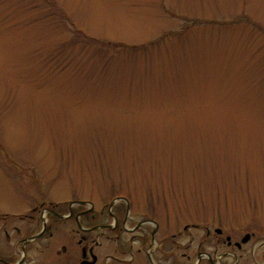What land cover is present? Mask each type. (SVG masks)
I'll list each match as a JSON object with an SVG mask.
<instances>
[{
    "label": "rangeland",
    "instance_id": "374dc122",
    "mask_svg": "<svg viewBox=\"0 0 264 264\" xmlns=\"http://www.w3.org/2000/svg\"><path fill=\"white\" fill-rule=\"evenodd\" d=\"M113 189L157 239L178 234L180 261L210 226L218 264H264V0H0V215ZM74 228L56 224L35 264H64ZM117 243L109 263L137 264Z\"/></svg>",
    "mask_w": 264,
    "mask_h": 264
},
{
    "label": "flooded vegetation",
    "instance_id": "af4514ba",
    "mask_svg": "<svg viewBox=\"0 0 264 264\" xmlns=\"http://www.w3.org/2000/svg\"><path fill=\"white\" fill-rule=\"evenodd\" d=\"M135 200L133 193L113 189L109 197L102 199L101 202H98L95 198L86 200L91 204L90 207L84 206L85 200L78 202L80 206L70 209L69 214H65L62 208H53L55 204L52 202L42 200L39 204L32 205L31 211L17 216L16 221L9 219L10 217L7 214L0 215V239L2 235L9 239L7 247L3 248L0 245V264H35L33 253L36 248L40 249V240L52 237L56 224L72 221L73 217L76 225L74 232L78 235L77 245L75 252H73L66 243L64 244L62 254L65 256H63L64 259L61 257L63 261L67 262H64V264H111L108 260L110 259V253H104L108 250L106 247L108 242H114L115 240L118 242L116 245L119 251L138 255V259L134 258L137 264L140 263L139 259H141L142 254L150 256L151 264L219 263V260L215 259L213 254L206 250L207 243H210V238L213 236L210 226L206 227V235L197 246V260L195 262L191 261L192 254L188 252L194 251L195 238L192 237L185 246L188 251L183 253V257L186 259L180 261L177 252L179 245L175 238L178 234L175 233L163 239H157V232L160 228L159 223L152 218L154 215L152 216L150 213L136 212L139 210H136ZM43 208L48 210L47 218L49 217L50 220H46V217L43 216H36L35 212L42 211ZM51 215H54V217H51ZM139 215L143 218H139ZM147 222H155V226L150 229L149 233L146 227L143 226ZM193 225L196 227L199 224L195 223ZM188 226L189 224H186L185 228H188ZM10 231L14 232L13 237L10 235ZM214 231L217 237H222V228L215 227ZM125 232H132L131 242L127 248L125 246L126 242L123 240V233ZM243 238H241V241H233L232 237L227 235L223 241L227 242L228 245L234 243L235 246L241 248L244 243ZM250 238L251 234L248 239ZM155 240L158 242V246L153 249ZM167 241L171 242V247L164 250L163 247L168 243ZM46 247H48V244L40 249L43 255ZM226 255V252L221 253V258L226 257ZM117 259L119 260V258ZM46 260L42 259L38 264ZM235 264H237V261Z\"/></svg>",
    "mask_w": 264,
    "mask_h": 264
},
{
    "label": "water",
    "instance_id": "95a60500",
    "mask_svg": "<svg viewBox=\"0 0 264 264\" xmlns=\"http://www.w3.org/2000/svg\"><path fill=\"white\" fill-rule=\"evenodd\" d=\"M218 231H219V229H218ZM249 237H250V233L245 234V237L242 239V241L243 242L247 241Z\"/></svg>",
    "mask_w": 264,
    "mask_h": 264
}]
</instances>
